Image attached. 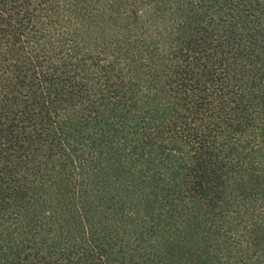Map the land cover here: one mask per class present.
Instances as JSON below:
<instances>
[{
	"label": "trees",
	"instance_id": "16d2710c",
	"mask_svg": "<svg viewBox=\"0 0 264 264\" xmlns=\"http://www.w3.org/2000/svg\"><path fill=\"white\" fill-rule=\"evenodd\" d=\"M120 1L0 0V264H264V0Z\"/></svg>",
	"mask_w": 264,
	"mask_h": 264
},
{
	"label": "rangeland",
	"instance_id": "374dc122",
	"mask_svg": "<svg viewBox=\"0 0 264 264\" xmlns=\"http://www.w3.org/2000/svg\"><path fill=\"white\" fill-rule=\"evenodd\" d=\"M103 2H105V0H102V2H101L100 5H102ZM175 3L179 7H181V6L184 7L178 13H176L175 16H177L180 13V15L186 17V15H185V12L186 11L185 10H186L187 7L185 6V3H184L183 0H121L119 2V4H120L119 9H117V8L115 9L114 8L113 10H110L105 5H104V8L106 7L105 8V11L108 10L109 13H111V14H114V11L115 10H118V11H121L122 10L123 11L119 15L120 17H122V18H120L122 20H120L119 18H117V21L115 22V24L122 23L124 21V19H123L124 15L129 14L130 11L131 12H134V14L136 12L135 15L137 16V18H136V21L135 22L138 23V20L137 19H139V21H144L143 26H145L146 28H148L147 30L149 31V30H151V28H153V25L152 24L155 22L154 20L156 18L155 17V15H156V11L155 10L158 7H163L164 8V10H165L164 13L167 14V16H168L167 18H170L169 22L171 23L172 19L175 17L174 16V13L171 14L175 10V6H174ZM129 15H130V17L127 18L129 20L128 22H130V20L132 18L134 19V17L132 16L133 14L132 15L129 14ZM250 20H253V18L250 19ZM129 26H132V25H129ZM254 82H255L254 92H256L258 94V97H263V95H264V79L258 77V79L254 80ZM41 153H42V151L36 153L37 155H35V156H37L36 157L37 160H39L42 163L40 165V169L42 170V172L46 173L45 171H47L48 168L51 165H50V163L46 162L45 157H43L41 155ZM108 156H109L108 154L105 155V156H103V159L100 162H98V165L100 167L110 166L112 168H116L118 166L119 160L118 159L113 160V157L110 158ZM33 163H35V161H33ZM120 166L123 168L122 164H120ZM118 168H120V167H118ZM51 173H52V171L49 172V174H51ZM63 183H64L63 190L66 189V191L67 190L68 191L69 190H74L75 191V188H72V186H70L67 182H63ZM49 195H50L49 197L52 199V197L55 194L52 193V194H49ZM48 206H49V203H46V206L40 207V209L37 210L38 214L39 215H43V214L46 215L47 214ZM79 220H81V218ZM7 227H8L7 229H3L4 232H6L7 230L8 231H11V229H13V225L12 224H9ZM1 236H3V234Z\"/></svg>",
	"mask_w": 264,
	"mask_h": 264
}]
</instances>
